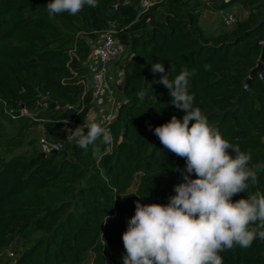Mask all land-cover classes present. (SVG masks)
I'll list each match as a JSON object with an SVG mask.
<instances>
[{
  "label": "trees",
  "instance_id": "obj_1",
  "mask_svg": "<svg viewBox=\"0 0 264 264\" xmlns=\"http://www.w3.org/2000/svg\"><path fill=\"white\" fill-rule=\"evenodd\" d=\"M49 2L0 0V121L18 128L0 156V255L19 239L24 251L10 264H123L122 236L136 201L167 204L183 180L177 169L186 165L154 135L155 127L185 113L170 103L163 85L149 87L160 77L151 72L153 63L166 70L174 64L170 79L185 67L195 69L189 86L194 107L224 138L251 153L252 164L264 165V72L262 79L253 75L263 54L264 0H158L148 8L141 0H98L96 7L54 19ZM235 6L248 16L232 27L213 34L201 26L204 12ZM105 32L126 51L124 86L108 125L112 151L94 158L91 145L85 152L63 131L73 118L74 128L87 120L93 94L82 83L84 63ZM142 89L143 101L136 94ZM69 105L77 111H67ZM22 107L40 121L6 114ZM38 125L61 145L57 153L43 156L37 136L26 140ZM24 146L25 152H15ZM257 191L264 193V169L258 183L233 200ZM219 254L223 264H264V241Z\"/></svg>",
  "mask_w": 264,
  "mask_h": 264
},
{
  "label": "clouds",
  "instance_id": "obj_2",
  "mask_svg": "<svg viewBox=\"0 0 264 264\" xmlns=\"http://www.w3.org/2000/svg\"><path fill=\"white\" fill-rule=\"evenodd\" d=\"M85 5L96 7L98 0H50L46 8L49 19H54L62 13L77 15ZM204 70L210 71L211 66L205 65ZM175 71L172 63L168 70L164 63H153L151 72L160 77L149 87L163 85L169 90L170 103L185 113L182 119L173 116L154 128L160 143L185 159V168L177 169L183 180L175 185L176 194L167 204L136 201L135 214L122 236L123 264H223L219 253L236 246L250 248L256 239L264 241V193L233 200L258 183L264 165L252 164L251 153L224 138L194 107L195 94L189 86L196 70L185 67L170 79ZM136 94L143 101L147 89ZM67 139L85 152L91 145L94 158L110 153L114 143L108 127L86 121L70 129ZM108 220L107 215L104 223Z\"/></svg>",
  "mask_w": 264,
  "mask_h": 264
},
{
  "label": "built area",
  "instance_id": "obj_3",
  "mask_svg": "<svg viewBox=\"0 0 264 264\" xmlns=\"http://www.w3.org/2000/svg\"><path fill=\"white\" fill-rule=\"evenodd\" d=\"M157 1L158 0H141L142 4L146 8L153 5ZM225 2L227 3L229 2V0H225ZM222 16L225 27H232L237 23L238 17L234 13L233 9L222 12ZM123 54L124 49L121 46L119 40L114 36L112 32H105L101 36L99 41L93 43L91 54L88 60L84 63V67L88 70L86 79L88 78L91 82V92L93 94V100L99 99L107 91L108 79L106 67L114 61L120 59ZM260 78L262 79V73L260 74ZM86 79L82 82L84 86L86 85ZM244 89L247 90L248 87L245 86ZM81 102L83 103V99ZM82 103L78 105V107L81 108L80 111L83 109ZM67 111L76 112L77 107L69 105L67 107ZM6 114L9 115L12 119L28 118L36 122L40 121L37 119V116L35 114L29 112L24 107H22L18 111H15L13 109H6ZM75 120L76 119L73 118L67 123L71 124ZM39 148L40 153L47 156L53 151L58 152L61 149V145L59 143H54L50 141L46 136H43L40 138ZM10 257H15V253H11Z\"/></svg>",
  "mask_w": 264,
  "mask_h": 264
},
{
  "label": "rangeland",
  "instance_id": "obj_4",
  "mask_svg": "<svg viewBox=\"0 0 264 264\" xmlns=\"http://www.w3.org/2000/svg\"><path fill=\"white\" fill-rule=\"evenodd\" d=\"M233 11L238 17V19H244L248 16V13L244 11L243 9H241L240 6H235V8H233ZM200 23L202 27H205V28L211 27V33L213 34H218L220 32H223L224 29L226 28L223 22V16L221 12L220 13L211 12V11L204 12V14L201 17ZM125 57H126V51L124 49V54L120 59L116 60L118 61L117 63L123 62L125 60ZM0 125H1L0 127V156H2L4 155L7 143L11 142V139L17 136L18 128L13 127L12 125L8 124L6 121H3V120L0 121ZM70 129L75 130V128L68 123V126L63 131V137L66 140H68L67 136L69 134ZM35 136H37L39 140L41 137L45 136L42 132V127L39 125L29 130L26 136V140H30L31 138ZM27 149L28 148L26 146L14 148L15 152L17 153H23ZM137 183H138V179L136 180L135 184L131 188L130 190L131 193L136 192ZM24 248L25 247L22 241L17 239L10 248L4 250L1 253L0 264H10V263L16 262L18 258H20V255L24 251ZM13 252L15 253V257L11 258L10 254ZM87 264H92V261H89Z\"/></svg>",
  "mask_w": 264,
  "mask_h": 264
},
{
  "label": "crops",
  "instance_id": "obj_5",
  "mask_svg": "<svg viewBox=\"0 0 264 264\" xmlns=\"http://www.w3.org/2000/svg\"><path fill=\"white\" fill-rule=\"evenodd\" d=\"M203 29L211 33V27H203ZM117 62L114 61L106 67L108 79L107 91L102 97L92 101L86 122H96L108 127L116 118L120 96L124 86V71L122 69L124 61L121 63ZM85 87L87 91H91V82L88 78L86 79Z\"/></svg>",
  "mask_w": 264,
  "mask_h": 264
},
{
  "label": "water",
  "instance_id": "obj_6",
  "mask_svg": "<svg viewBox=\"0 0 264 264\" xmlns=\"http://www.w3.org/2000/svg\"><path fill=\"white\" fill-rule=\"evenodd\" d=\"M263 61H264V46H263V54H262V58H261V62L259 63L258 67L254 70L253 72V75L255 74H261L264 72V64H263ZM251 80L248 81V83L250 82ZM57 152L53 151L51 154H55ZM45 156V155H43Z\"/></svg>",
  "mask_w": 264,
  "mask_h": 264
}]
</instances>
